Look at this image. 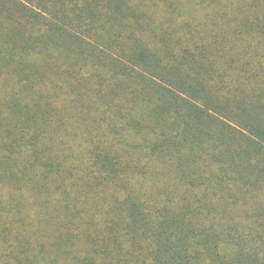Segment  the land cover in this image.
<instances>
[{"label":"trees","instance_id":"obj_1","mask_svg":"<svg viewBox=\"0 0 264 264\" xmlns=\"http://www.w3.org/2000/svg\"><path fill=\"white\" fill-rule=\"evenodd\" d=\"M255 0H0V264H264Z\"/></svg>","mask_w":264,"mask_h":264},{"label":"rangeland","instance_id":"obj_2","mask_svg":"<svg viewBox=\"0 0 264 264\" xmlns=\"http://www.w3.org/2000/svg\"><path fill=\"white\" fill-rule=\"evenodd\" d=\"M256 5L259 7L258 11L260 12V16H264V0H255Z\"/></svg>","mask_w":264,"mask_h":264}]
</instances>
